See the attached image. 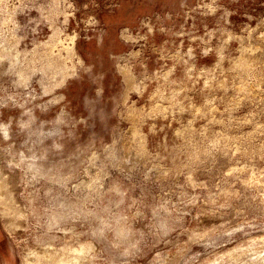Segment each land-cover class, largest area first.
<instances>
[{
  "label": "rangeland",
  "instance_id": "1",
  "mask_svg": "<svg viewBox=\"0 0 264 264\" xmlns=\"http://www.w3.org/2000/svg\"><path fill=\"white\" fill-rule=\"evenodd\" d=\"M0 264H264V0H0Z\"/></svg>",
  "mask_w": 264,
  "mask_h": 264
},
{
  "label": "bare ground",
  "instance_id": "2",
  "mask_svg": "<svg viewBox=\"0 0 264 264\" xmlns=\"http://www.w3.org/2000/svg\"><path fill=\"white\" fill-rule=\"evenodd\" d=\"M60 10H61V9H60ZM54 11H58V10H57V6H55ZM62 11H63V10H62ZM64 12H65V11H64ZM72 49H73V48H72Z\"/></svg>",
  "mask_w": 264,
  "mask_h": 264
}]
</instances>
